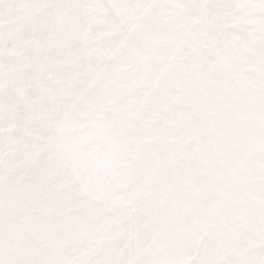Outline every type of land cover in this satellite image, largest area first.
Returning <instances> with one entry per match:
<instances>
[{
    "label": "snow or ice",
    "instance_id": "1",
    "mask_svg": "<svg viewBox=\"0 0 264 264\" xmlns=\"http://www.w3.org/2000/svg\"><path fill=\"white\" fill-rule=\"evenodd\" d=\"M0 264H264V0H0Z\"/></svg>",
    "mask_w": 264,
    "mask_h": 264
}]
</instances>
